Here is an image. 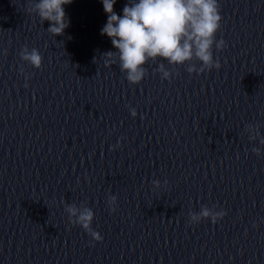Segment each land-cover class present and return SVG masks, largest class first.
Masks as SVG:
<instances>
[{"label": "water", "instance_id": "obj_1", "mask_svg": "<svg viewBox=\"0 0 264 264\" xmlns=\"http://www.w3.org/2000/svg\"><path fill=\"white\" fill-rule=\"evenodd\" d=\"M127 2L116 0L114 11ZM218 6L219 68L189 73L150 59L133 84L107 53L115 49L100 32L101 0L65 5L70 22L59 35L34 0H0V264H79L97 241L69 221L66 205L90 207L103 235L264 75V0ZM25 47L38 50L39 67L21 58Z\"/></svg>", "mask_w": 264, "mask_h": 264}, {"label": "clouds", "instance_id": "obj_2", "mask_svg": "<svg viewBox=\"0 0 264 264\" xmlns=\"http://www.w3.org/2000/svg\"><path fill=\"white\" fill-rule=\"evenodd\" d=\"M72 0H34V10L41 21L49 22L48 30L62 34L69 25L64 6ZM107 14L100 32L106 35L115 49L119 68L130 83H139L145 76V63L160 58L167 64L187 65L189 73H200L213 67L219 68V61L213 57V46L221 48L224 41L216 39L221 15L218 0H128L118 14L114 11L116 0H101ZM21 58L34 67L41 65L37 49H22ZM195 59V63H189ZM162 79H169L171 73L162 62L159 65ZM135 116V109H130ZM253 138L255 133L253 131ZM264 144V140H260ZM259 153L260 148L253 147ZM159 186V181H153ZM116 197H110L115 202ZM71 223L79 225L94 241H101L102 235L92 229L94 212L85 205L68 204L65 207ZM223 209L201 206L198 212H190V220L199 222L202 218L213 220L223 217Z\"/></svg>", "mask_w": 264, "mask_h": 264}]
</instances>
